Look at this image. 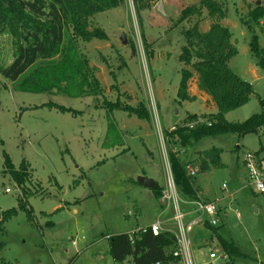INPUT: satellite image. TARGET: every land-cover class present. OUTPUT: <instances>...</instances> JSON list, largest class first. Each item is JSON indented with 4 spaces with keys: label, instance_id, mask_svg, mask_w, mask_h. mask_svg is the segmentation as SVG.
Here are the masks:
<instances>
[{
    "label": "rangeland",
    "instance_id": "374dc122",
    "mask_svg": "<svg viewBox=\"0 0 264 264\" xmlns=\"http://www.w3.org/2000/svg\"><path fill=\"white\" fill-rule=\"evenodd\" d=\"M159 1L139 13L133 1L126 0L123 7L98 13L91 19L93 27L105 30L108 40L81 42V48L95 69L103 95L72 98L56 92L23 93L15 91L12 83L0 76V215L17 207L26 192H30L27 202L35 213L33 221L20 211L2 224L0 264H116L110 253L109 235L151 225L159 215L170 218L153 189L139 184L138 177L147 176L160 187L165 186L168 173L157 122L162 129L171 131L173 125L186 124L188 111H204L199 103H179L177 94L181 70L186 68L179 57L186 45L184 32L198 18L182 23L178 19L184 8L200 1L162 0L166 15L156 10ZM224 1L227 19L232 22L233 42L239 51L229 66L250 80L256 92L245 106L228 116L230 121L241 122L261 111L258 95L264 98V71L250 51L253 33L260 36V45L264 46V18L258 23L249 18L250 10L259 5L257 0ZM243 20L252 23L251 30ZM213 22L204 11L201 30L207 31ZM194 75L189 89L198 82V75ZM119 96L133 106L145 102L150 113L154 100L160 120L153 118L152 113L151 120L144 121L115 111L125 145L105 149L102 144L107 117L99 106L104 98L116 101ZM49 102L80 113L75 117L43 106ZM169 140V156L175 152L182 164L189 163L182 157L187 153L185 147L176 138ZM263 145L264 136L250 133L239 138L228 133L205 138L188 148L189 157L201 149L227 150L224 159L229 169L212 172L206 183L215 188L218 196H228L226 192L236 188L232 198L220 204L217 231L236 242L245 254L244 258L231 259L220 247L213 228L197 226L192 234L196 264H264V195L254 194L247 186L246 170L237 160L247 150H258ZM4 152L16 167L26 160L31 177L25 184L19 185L3 172ZM234 171L239 176L236 184ZM225 183L227 191L223 188ZM8 187L10 192L6 193ZM169 223L171 230H177L176 223ZM199 235L201 238L195 241ZM211 251L220 257L210 259Z\"/></svg>",
    "mask_w": 264,
    "mask_h": 264
},
{
    "label": "trees",
    "instance_id": "16d2710c",
    "mask_svg": "<svg viewBox=\"0 0 264 264\" xmlns=\"http://www.w3.org/2000/svg\"><path fill=\"white\" fill-rule=\"evenodd\" d=\"M126 0H0V76L14 86L15 91L34 94L52 93L64 94L79 98L103 95V88L90 60L82 51L81 42L91 43L93 40H108L105 30L93 27L91 19L98 13L123 7ZM135 8L141 11L151 9L159 0H132ZM198 5L184 8L179 22L197 21L184 32L186 45L179 55L186 68L181 70L182 79L177 91L178 102L195 101L196 96L190 94V80L198 75V89L209 94L217 106V113L199 115L190 113L185 121L191 122L199 117L212 121V125L203 123L194 128L186 124L177 126L172 131L165 130L171 139L176 138L183 147H189L210 136L236 134L239 138L255 133L264 135V98L259 97L260 112L251 115L246 120L230 121L227 114L248 103L256 92L253 84L236 74L229 66L231 59L237 56L238 49L233 42L231 27L222 23L228 17V8L224 0H199ZM214 20L207 31L201 30L204 11ZM249 18L256 23L264 18V4L250 10ZM249 30L252 23L243 20ZM145 39V38H144ZM146 44L147 39H145ZM149 48V47H148ZM153 50V49H152ZM251 54L256 57L257 65L264 71V46L260 45V36L252 34L250 41ZM153 51H149L152 57ZM191 67V69L187 67ZM2 86L0 84V94ZM126 95L131 99L130 95ZM122 96V95H121ZM119 96L116 101L104 98L100 106L105 110L107 129L102 144L105 149L125 145L124 132L114 117V112L121 110L130 116H137L144 121L151 120V113L143 101L135 106L123 101ZM58 112L70 113L78 117L76 109L55 102L43 104ZM40 106V107H43ZM33 108V107H32ZM39 108V107H34ZM223 150L213 147L204 152L202 170L211 166L222 169L220 157ZM264 152V146L257 152ZM4 173L10 174L19 184L23 185L31 177L26 160L16 167L8 153H3ZM171 165L177 185L183 196L197 198L193 179L177 154L172 153ZM164 187L159 185L155 190L160 200ZM30 192L19 199L18 206L9 208L0 215V228L10 218L25 211L30 221L35 217L28 198ZM163 209V206H162ZM48 225H53L49 222ZM214 229L222 250L231 258L245 257L240 247L234 241L225 239ZM110 253L116 264H181L179 256H174L177 249L175 236L169 231L155 235L151 229L139 231L131 237L130 233L109 235ZM1 264H12L3 261Z\"/></svg>",
    "mask_w": 264,
    "mask_h": 264
},
{
    "label": "built area",
    "instance_id": "2783aa9c",
    "mask_svg": "<svg viewBox=\"0 0 264 264\" xmlns=\"http://www.w3.org/2000/svg\"><path fill=\"white\" fill-rule=\"evenodd\" d=\"M257 2L259 5L264 4V0H257ZM150 110L153 118L156 117V119H159L157 103L154 100L151 102ZM203 123H206L208 126L212 125V121H208L203 117H199L186 125L191 129ZM157 124L159 125L158 131L163 145L162 150H164V164L168 173L167 183L163 186L164 188L160 201L163 205V212L169 215L170 218L167 216L165 218L159 217L156 219V222L151 225L132 230L130 235L132 237L139 231L146 232L148 229H151L155 235L163 231H169L175 236L177 242V249L174 256H179L181 258V264H196L193 258L192 234L197 226L208 227L219 225L217 205L214 202H206L199 198L187 199L182 195L180 187L176 183L171 165V157L167 150V143L170 142V137L167 136L166 131L162 129L159 121ZM177 126L178 125H173L171 131L177 128ZM183 165L191 180L194 179L201 170L200 167L193 163H185ZM243 166L246 170L247 186L251 187L255 193L264 195V157L255 151L247 150L243 157ZM224 187L227 188V185L224 184ZM5 191L6 193L10 192V188L8 187ZM193 213L195 215L190 217ZM166 222L176 223L177 230H171V228L166 225ZM223 256H226V254H223ZM218 257L220 256H218L216 251L210 252V259Z\"/></svg>",
    "mask_w": 264,
    "mask_h": 264
},
{
    "label": "crops",
    "instance_id": "0c3cea01",
    "mask_svg": "<svg viewBox=\"0 0 264 264\" xmlns=\"http://www.w3.org/2000/svg\"><path fill=\"white\" fill-rule=\"evenodd\" d=\"M248 81H250V80H248ZM197 82V81H196ZM194 83V86L193 87H191L189 90H191V93L190 94H192V95H194V96H196L197 98H196V100L195 101H190L191 103H199L200 104V106L203 108V112H187V114H186V116L187 115H189L190 113H197V114H203L204 116L205 115H209V113H217L218 111H217V106H216V104H215V102L213 101V99H212V97L209 95V94H206V93H204L203 91H200L199 89H198V85H197V83ZM251 82V81H250ZM252 83V82H251ZM253 86H254V84H253ZM255 87V86H254ZM254 90H255V88H254ZM259 95H258V101H259ZM184 102H186V101H184ZM183 102V103H184ZM187 102H189V101H187ZM259 103V102H258ZM260 107V106H259ZM233 112V111H232ZM232 112H230V113H232ZM230 113H228L227 114V119L229 120V118H228V116H229V114ZM184 121V119H182V120H180L179 121V123L180 122H183ZM231 121H236V120H231ZM220 135H218V136H210V137H219ZM261 136H264V135H261ZM210 137H208V138H210ZM205 139V138H204ZM203 140V139H202ZM202 140H200V141H202ZM199 142V141H198ZM198 142H195V143H193L191 146H195ZM191 146H189V147H191ZM264 146V145H263ZM189 147H185V149H186V151H187V153L186 154H184V156H182L183 157V159L185 160V161H188L189 163H193V164H195V165H197L198 167H200V172H202L203 174H201V176H200V178H194L193 179V186H194V188H195V190H196V194H197V198H199V199H202V200H204V201H206V202H214L216 205H217V216H218V214H219V210H220V204H221V202H223L224 203V201H226V200H228V198H230L231 196H232V194L234 193V192H236L237 190H236V188H234L233 187V189H231L230 190V192H226V193H229L228 194V196H218V194L217 193H215L214 192V190H215V188L214 187H210L209 185H208V183H206V178H208V175H210L212 172H214V171H216V170H218L219 168H216V167H213V166H211V168L210 169H208L207 171H203L202 170V165L204 164V159H205V157L203 156V154H204V152H206V151H208V150H210L211 148H209V149H201V150H198V151H196L195 153H194V155L192 156V157H189L188 156V153H189V151H188V148ZM217 148H220V147H217ZM261 148H262V146H261ZM260 148V149H261ZM222 150H223V152H222V154H221V157H220V159H221V161H222V163H223V165L225 166L224 168H222V169H229V166L226 164V162H225V159H224V157H225V153H227V150L226 149H224V148H221ZM260 149H258V150H254L255 152H258ZM252 151V150H251ZM261 155L264 157V152L263 153H261ZM190 159V160H189ZM237 160H240V165L241 166H243V155H242V157H237ZM233 175H234V178H235V184L236 183H238V182H236L239 178V176L237 177V172H233L232 173ZM211 177V176H210ZM245 179H246V171H245ZM225 185H226V183H225ZM242 185V184H241ZM223 188H224V190H228L227 188H228V185H227V188H225L224 187V184H223ZM244 188V187H243ZM245 189V188H244ZM252 190V189H251ZM239 191V190H238ZM252 192L254 193V194H256V195H259V194H257V193H255L253 190H252ZM183 195V194H182ZM185 197V196H184ZM185 198H187V197H185ZM232 198V197H231ZM187 199H190V198H187ZM159 201V203L161 204V201L160 200H158ZM161 206H163L162 204H161ZM159 214H160V212H159ZM166 214V213H165ZM167 215V214H166ZM165 215V216H166ZM195 214L193 213V215H191L190 217H193ZM159 217H161L160 215L157 217V218H159ZM156 218V219H157ZM156 221V220H155ZM154 221V222H155ZM153 222V223H154ZM167 224L166 225H169L170 223L169 222H166ZM169 223V224H168ZM150 224V223H149ZM152 224V223H151ZM202 227H205V226H202ZM201 227V228H202ZM216 227H218V225L216 226ZM206 228H208V227H206ZM135 228H133L132 230H134ZM201 238V235H199L196 239H195V241H197V240H199L200 238ZM193 245H194V243H193ZM194 247H195V245H194ZM193 247V248H194ZM193 252H194V250H193Z\"/></svg>",
    "mask_w": 264,
    "mask_h": 264
},
{
    "label": "water",
    "instance_id": "95a60500",
    "mask_svg": "<svg viewBox=\"0 0 264 264\" xmlns=\"http://www.w3.org/2000/svg\"><path fill=\"white\" fill-rule=\"evenodd\" d=\"M155 8H156L157 11H159L163 15H166L164 2L162 0L159 1V3L156 5ZM231 23L232 22L229 19L225 18V20L223 21L222 24L224 26L230 27ZM123 40H125V36H123ZM125 42H127V40H125ZM138 182L142 186L150 188V189H153V190H155L157 188V186H158V183L154 179H152L150 177H147V176H139L138 177Z\"/></svg>",
    "mask_w": 264,
    "mask_h": 264
}]
</instances>
